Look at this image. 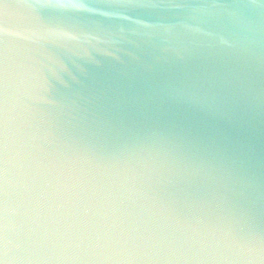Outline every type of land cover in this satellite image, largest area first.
I'll return each mask as SVG.
<instances>
[{"label": "water", "instance_id": "1", "mask_svg": "<svg viewBox=\"0 0 264 264\" xmlns=\"http://www.w3.org/2000/svg\"><path fill=\"white\" fill-rule=\"evenodd\" d=\"M0 67L3 264H264V0H0Z\"/></svg>", "mask_w": 264, "mask_h": 264}, {"label": "snow or ice", "instance_id": "2", "mask_svg": "<svg viewBox=\"0 0 264 264\" xmlns=\"http://www.w3.org/2000/svg\"><path fill=\"white\" fill-rule=\"evenodd\" d=\"M82 6V5H74ZM6 81V68L0 67V82ZM7 120L6 116L0 117V204L3 203V197L6 195L4 182L6 180L7 172ZM6 237L3 232L0 231V253H3L6 248ZM0 264H3V260H0Z\"/></svg>", "mask_w": 264, "mask_h": 264}]
</instances>
